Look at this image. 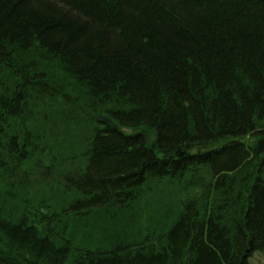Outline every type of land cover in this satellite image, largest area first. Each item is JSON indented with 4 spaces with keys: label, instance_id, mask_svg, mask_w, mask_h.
Here are the masks:
<instances>
[{
    "label": "trees",
    "instance_id": "16d2710c",
    "mask_svg": "<svg viewBox=\"0 0 264 264\" xmlns=\"http://www.w3.org/2000/svg\"><path fill=\"white\" fill-rule=\"evenodd\" d=\"M254 253L264 0H0V264Z\"/></svg>",
    "mask_w": 264,
    "mask_h": 264
},
{
    "label": "rangeland",
    "instance_id": "374dc122",
    "mask_svg": "<svg viewBox=\"0 0 264 264\" xmlns=\"http://www.w3.org/2000/svg\"><path fill=\"white\" fill-rule=\"evenodd\" d=\"M41 57H43V56H41ZM40 61H42L44 64H46V66H48V67H46V71H47L48 75L53 74L54 77L58 78L59 80L62 79V76L60 75V73L58 71L57 64L53 63L52 61L46 60L45 57H43V59L41 58ZM244 140H249V139H248V137H246V138H244ZM249 264H264V259L259 253H254L252 255V257L249 259Z\"/></svg>",
    "mask_w": 264,
    "mask_h": 264
},
{
    "label": "water",
    "instance_id": "95a60500",
    "mask_svg": "<svg viewBox=\"0 0 264 264\" xmlns=\"http://www.w3.org/2000/svg\"><path fill=\"white\" fill-rule=\"evenodd\" d=\"M97 119H99V120H105V119H102V117H96Z\"/></svg>",
    "mask_w": 264,
    "mask_h": 264
}]
</instances>
